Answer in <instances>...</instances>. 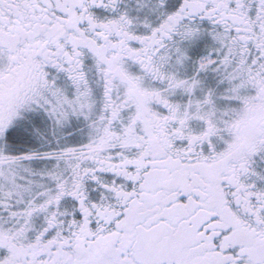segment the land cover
<instances>
[{"label": "snow or ice", "instance_id": "obj_1", "mask_svg": "<svg viewBox=\"0 0 264 264\" xmlns=\"http://www.w3.org/2000/svg\"><path fill=\"white\" fill-rule=\"evenodd\" d=\"M0 264H264V0H0Z\"/></svg>", "mask_w": 264, "mask_h": 264}]
</instances>
